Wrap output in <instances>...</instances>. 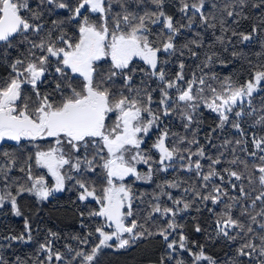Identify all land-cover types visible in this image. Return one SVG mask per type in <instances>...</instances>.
<instances>
[{
  "label": "snow or ice",
  "instance_id": "6c2138e0",
  "mask_svg": "<svg viewBox=\"0 0 264 264\" xmlns=\"http://www.w3.org/2000/svg\"><path fill=\"white\" fill-rule=\"evenodd\" d=\"M9 214L0 264H264V0H0Z\"/></svg>",
  "mask_w": 264,
  "mask_h": 264
},
{
  "label": "trees",
  "instance_id": "16d2710c",
  "mask_svg": "<svg viewBox=\"0 0 264 264\" xmlns=\"http://www.w3.org/2000/svg\"><path fill=\"white\" fill-rule=\"evenodd\" d=\"M208 117V123L211 124L214 120V116L205 113ZM138 187L143 190L144 188H151L148 185H138ZM74 199L73 193H62L58 194L56 200L44 206V211L41 216L44 218V224L41 227L47 226L53 228L55 231H60L62 234H67L78 229V222L71 211L73 205L71 200ZM23 218H14L10 214L4 217H0V228L4 227H15L17 229L22 228ZM187 228L191 231V220L190 218L185 221ZM193 238L200 240L201 237L198 234L193 233ZM155 251L154 244L141 245L135 249L129 250L127 253L117 254L109 251L106 259L111 261L112 264H150V260L154 259V256L149 255L145 252V248ZM14 251H19L21 254L23 252L30 251L27 247H21L19 249H14ZM213 253H220L221 248L216 247L211 250Z\"/></svg>",
  "mask_w": 264,
  "mask_h": 264
}]
</instances>
